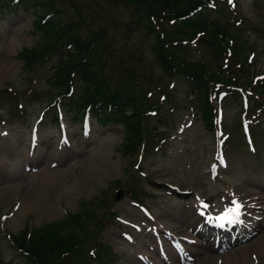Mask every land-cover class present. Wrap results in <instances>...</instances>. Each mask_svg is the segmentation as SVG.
Instances as JSON below:
<instances>
[{
	"label": "rangeland",
	"instance_id": "rangeland-1",
	"mask_svg": "<svg viewBox=\"0 0 264 264\" xmlns=\"http://www.w3.org/2000/svg\"><path fill=\"white\" fill-rule=\"evenodd\" d=\"M46 2L48 0H25L24 4L16 6L15 11L5 8L0 11V89L11 86L17 92L15 99L4 98L10 101L0 108L1 260L13 264L22 261L21 252L14 249L8 234L12 236L23 227H37L67 214L83 212H87L83 214L86 229L91 231L89 242L79 252L81 259H68L67 256L62 264H137L134 255L141 251L155 257L156 254L151 251L154 243L144 232V227L141 232H133L131 227L119 224L115 217L139 225L147 221L131 204L135 199L150 210L153 223L161 229L184 235L190 233V222L196 220L189 207L192 194L185 198H178L175 194L166 195L164 184L167 182L210 198L222 193L223 189H231L264 203V116L258 119L259 124L252 125L256 153L250 154L245 147L232 145L233 149H228V167L220 172L218 180H209L206 164L210 159L212 137L201 122L191 116L192 122L185 124L193 106L181 92L183 80L162 74L153 51L154 33L147 26L144 29L145 20L134 15L133 10L122 2L50 0L52 9L60 11L59 27L75 22L76 32L82 37L90 30L105 31L108 44L103 40L106 45L99 50L105 55L100 53L99 62L103 65L102 72L109 79L106 80L108 91L130 93L127 87H123L129 83L141 88L145 101L150 104L152 101L157 108L153 114H148V111L143 113L144 120L148 122L144 124L148 128L157 125L165 131L161 134L163 137L169 134L167 147L154 149L155 152L150 149L143 152L138 161L144 173L142 176L132 167L139 150L134 149L132 156L124 157L121 154L124 143L121 125L92 122L89 135L83 138L79 135L80 120L76 118L70 126V147L58 151L56 125L53 124L54 129L45 130L53 112L50 110V113L44 112L43 120L38 123V144L33 156L28 157V127L40 109L44 108L46 100L39 99H46L47 95L42 93L51 89L46 88L47 67L36 71L37 76L28 80V75L22 73L17 53L21 47L36 42V33L32 32L34 21L45 11L35 4ZM235 4L234 18H240L239 24L234 20L228 21L225 18L227 13L220 14L213 9H207L206 17L223 22L238 41L246 43L249 47L243 55L253 50L254 71H261L264 67V0H235ZM223 5L226 6L225 3ZM46 6L43 5V8ZM131 20L137 21V28L121 26ZM196 43V47L192 45L195 50L192 53L206 62V66L210 69L229 68L231 61H222L220 55H215L213 47L199 39ZM146 76L150 78L146 79ZM173 82L178 92L169 91L175 97V102L161 99V92L155 91L159 90L158 85L170 89ZM72 86L71 96L76 98L83 92L84 84L73 81ZM30 90L37 92L36 96L28 93ZM165 95L168 97L166 92ZM225 97L224 104L222 101L223 121L227 129L235 130L239 104L230 96ZM64 112L66 122L70 115L66 110ZM188 112L189 115L184 116ZM3 122L6 124L3 125ZM128 187L141 193L142 200L129 195L125 189ZM13 204L18 205L16 210H13ZM109 214L112 215L110 220ZM256 229L250 239L233 245L222 254H215L210 248L198 245L189 246L194 259L188 264H201L204 259L208 264H218L216 260H220V264H264V219ZM122 231L133 236L131 243L122 238ZM140 241H143V247L139 245ZM165 253L170 264H182L167 246ZM251 253L256 261H252ZM234 256H238L235 262ZM155 264L164 262L155 259Z\"/></svg>",
	"mask_w": 264,
	"mask_h": 264
},
{
	"label": "trees",
	"instance_id": "trees-1",
	"mask_svg": "<svg viewBox=\"0 0 264 264\" xmlns=\"http://www.w3.org/2000/svg\"><path fill=\"white\" fill-rule=\"evenodd\" d=\"M114 1V0H111ZM134 6L136 13L145 15L148 23V15L163 12L167 18L183 17L181 21H173L170 29H162L161 37L155 34L153 51L159 67L168 76L177 75L184 80V90L192 98L199 112V117L207 130L211 128V105L208 93L215 82L237 83L240 78L250 82L249 75L257 71L250 69L249 64H240L237 60L244 57L245 44H235L234 38L228 28L220 21L208 20L202 9L204 0H117ZM199 5L198 11L189 15L188 13ZM150 24V22H149ZM59 19L57 17L47 20L40 25L36 22V42L31 46L21 47L18 56L24 62L23 70L28 71L37 59L44 60L52 56L57 48V40L64 38L65 42L71 41L72 49L64 50L60 53L48 77L49 82L54 85L66 86V81L70 70L76 69L82 73L83 80L88 82V91L76 103L78 111L81 104L90 103L91 106L99 107L100 118L107 120L113 118L122 126L123 156H127V151L133 143L138 144L140 140L147 143L149 129H145L144 116L142 110L149 108L146 104L139 88L134 85H124L130 93L114 90L108 91L106 76L101 73V67H94L89 55L98 49L99 40L104 38L100 31L90 30L86 37L72 34V25L58 29ZM150 30L153 25L150 24ZM57 30L51 40L50 34ZM174 31V32H173ZM201 31V42L210 45L215 50V55H221L228 41L233 48L232 58L237 62L238 71L241 77L235 74H225L223 70H213L206 66V63L192 55L186 44L180 43V38L188 39L194 32ZM160 32V31H159ZM156 32V33H159ZM233 39V40H232ZM237 58V59H236ZM254 66V65H253ZM101 73V74H100ZM100 80V81H99ZM257 89L264 92V79L256 81ZM237 97L236 95L234 96ZM238 100V98H237ZM51 100H49L50 102ZM239 102V100H238ZM82 108V107H81ZM82 213V212H81ZM87 212L72 213L51 222H44L33 228L28 237L25 238V231H18L12 235L14 244L19 248H25L28 256L22 259L19 264H60L69 258L77 259L79 252L83 251V246L88 242V229L83 220V214ZM10 264V263H0Z\"/></svg>",
	"mask_w": 264,
	"mask_h": 264
},
{
	"label": "snow or ice",
	"instance_id": "snow-or-ice-1",
	"mask_svg": "<svg viewBox=\"0 0 264 264\" xmlns=\"http://www.w3.org/2000/svg\"><path fill=\"white\" fill-rule=\"evenodd\" d=\"M233 208H229L223 215V219H232L233 216L230 214H234V215H239V209L242 207L240 204H238L235 200H233Z\"/></svg>",
	"mask_w": 264,
	"mask_h": 264
},
{
	"label": "bare ground",
	"instance_id": "bare-ground-1",
	"mask_svg": "<svg viewBox=\"0 0 264 264\" xmlns=\"http://www.w3.org/2000/svg\"><path fill=\"white\" fill-rule=\"evenodd\" d=\"M5 193H6V191H4ZM242 259L244 260V258L242 257ZM207 259H204L203 261H202V263L201 264H208V262H205ZM238 260V256H234L233 257V262H235V261H237Z\"/></svg>",
	"mask_w": 264,
	"mask_h": 264
}]
</instances>
